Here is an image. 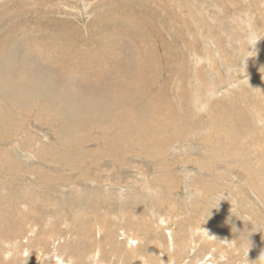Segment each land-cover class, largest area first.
I'll return each instance as SVG.
<instances>
[{"label": "rangeland", "instance_id": "rangeland-1", "mask_svg": "<svg viewBox=\"0 0 264 264\" xmlns=\"http://www.w3.org/2000/svg\"><path fill=\"white\" fill-rule=\"evenodd\" d=\"M0 264H264V0H0Z\"/></svg>", "mask_w": 264, "mask_h": 264}, {"label": "bare ground", "instance_id": "bare-ground-1", "mask_svg": "<svg viewBox=\"0 0 264 264\" xmlns=\"http://www.w3.org/2000/svg\"><path fill=\"white\" fill-rule=\"evenodd\" d=\"M141 71H143V69H141ZM139 76V75H138ZM137 79V78H136ZM142 78H138V81H136L135 79H134V77H133V80L131 81V82H133V83H131V84H128L129 86H133V85H141L140 83H142ZM107 85V84H106ZM121 89V88H120ZM124 89H126V88H124ZM117 90V89H116ZM122 90V89H121ZM135 90V89H134ZM115 91V90H114ZM120 91V90H119ZM118 91V92H119ZM133 91V90H132ZM127 92V91H126ZM119 93H121V92H119ZM118 93H116V95H117ZM130 94V93H129ZM129 97V96H128ZM115 102V101H114Z\"/></svg>", "mask_w": 264, "mask_h": 264}]
</instances>
